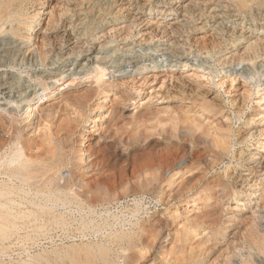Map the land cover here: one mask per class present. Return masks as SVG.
<instances>
[{
    "label": "rangeland",
    "instance_id": "obj_1",
    "mask_svg": "<svg viewBox=\"0 0 264 264\" xmlns=\"http://www.w3.org/2000/svg\"><path fill=\"white\" fill-rule=\"evenodd\" d=\"M16 3L20 6L17 20L12 25H5L6 33H0V57L5 56L4 52L2 53L5 44L12 43V46H7L14 51L22 48L23 52L20 59L19 56L14 60L6 58L3 61L5 66L0 68V77L4 79L0 78V85H3L0 87V117L3 120L6 116L3 121L7 122V125L11 123L17 126L24 140L42 142L48 129L44 124L41 126L38 123L39 108L54 99V102L56 99L58 102V98L63 94H84L94 89L95 84L86 78V74L99 66L109 68L105 80L112 84V88L119 89L122 94L129 96V100L124 101L114 93H110L108 97L104 93H96L82 110L79 108L80 111L78 107L62 103V108L66 110L64 109L63 116L59 117L61 122L58 117L55 121H49L51 125L49 123L48 126L56 132V126L67 121V118H76L79 115V120L75 123L78 129L76 128L74 133L73 148L79 153L94 145V164L99 162L96 164L99 168L95 167L97 172L94 171L85 177L88 182H94L100 177H103L104 181L111 175V184L120 181L123 176L125 180L122 178V181L126 182L127 179L129 183L134 184L136 174L133 172L142 173L140 169L144 166L141 157L149 153L155 156L154 158L157 153L159 156L165 150L164 146L167 147L168 143V146L170 145L163 133L168 130L170 132L173 125L168 123L165 127L158 126L155 123H145L146 119L143 122L141 119L134 121L133 118L138 113L139 117L150 112L158 113L164 108H167L165 113L168 115L175 108L191 106L185 101L180 102L179 95L183 91L187 92L185 94L196 93L199 96L197 100L204 99L224 106L223 115L232 117V122H226V119L222 118L223 115L215 118L210 115H197L203 120L206 131L215 133L217 124L227 123L231 124L233 135L238 134L240 140L245 138L241 143L240 140L233 142L229 157L207 175V179L211 180L213 175L221 174L232 183L240 172L235 161L246 155V152L256 153L260 157L264 155V149L258 146H264V105L260 104L264 97V8L258 5V0H99L95 5L86 0H16ZM22 23H27L29 28L25 29ZM88 26L92 30H89ZM12 28L19 30L11 34ZM214 45L217 46L216 49H212ZM204 46L208 49L201 50ZM253 47L255 56L249 60L244 56L247 54L245 51ZM24 54L25 60L22 62ZM32 58H35L34 64ZM179 78L187 81L186 88L182 91L178 87ZM58 84L66 88L63 93L53 96V91L44 90L45 85ZM140 88H143L144 93L136 99V91ZM162 97L166 99L160 101ZM116 108H119L117 111L120 119L114 123L110 115ZM238 108L243 109L242 115L236 113ZM65 111L69 116L74 114L69 117ZM79 112H82V115ZM10 115L12 118L16 117L15 122L7 120ZM64 116L65 118H62ZM140 132L143 133L142 136L139 135ZM0 136L3 140L7 138L3 133ZM133 136L139 138L140 142L131 143L132 139L134 141V138L131 139ZM87 137L93 140L87 141ZM119 138L121 139L118 140ZM127 139L131 144L126 142ZM108 143L111 144V151ZM102 146L108 150L99 151L104 150ZM188 149L175 153L177 156L164 157L167 162L161 158L168 166H165L161 159L155 161L163 163L154 165L164 167V172L161 171L165 174V178L158 184L157 194L132 193L119 200L113 199L90 212L80 211L73 204L59 208L69 218L78 222L86 221L87 216L94 218L95 224L107 221L109 224L104 230L96 234L88 231L85 237L70 235V231H56L51 233L47 240L26 247L30 249L29 252L19 250L20 247L15 246L14 241L12 245L15 247L11 246L12 249L7 255L0 254V264L26 260L28 255L42 252L43 249L62 248L82 241L98 242L115 230L124 229V225L125 229H128L131 223L137 222L146 223L147 232L144 237L148 239V248L141 247L137 250L138 255L142 256L138 264H243L245 261L264 264V246L259 248L253 243L251 246L247 240L249 233L253 232L257 239L264 241V201L254 199L251 202H242L243 204L240 201V198L246 196L242 194L244 189L247 194L260 192V195L264 192V169L251 168L248 171L250 175L243 177L255 179L256 183H259L258 187L253 186V189L247 190V183L232 184L231 201L228 202L227 198H224L225 194H220V197L210 203L214 205V209L212 206L210 209L216 210L214 218H209L208 221L198 218V221L197 216H201L204 211L202 208L206 205L196 208L187 206L196 189L191 190L188 187L190 190H183V195L176 198L178 201L173 197L175 192L181 191L185 183L191 182L190 179L196 174L200 177L203 175H199L203 173L199 171L202 167H196L200 153L197 158H193L189 154L190 147ZM107 152L109 163L104 156ZM185 153L187 155H184ZM241 153L243 156L239 155ZM102 155L104 157H101ZM189 155L191 157H188ZM176 160L178 163L174 162ZM173 162L177 165L176 169L167 171L172 168L170 165L174 166ZM194 162L196 163L192 164ZM180 166V174L175 175ZM109 171L111 172L108 173ZM64 172L67 177L68 169ZM118 172L123 173L120 176ZM139 178L136 179L139 181ZM196 182L194 181L195 184ZM202 185H198L197 189ZM219 193L222 192H218V195ZM235 199L239 200L240 204ZM135 209H138V212L132 214ZM233 212L238 215L240 221L243 219L240 225L237 219L228 221ZM194 221H201L203 225L197 227L193 225ZM235 223H238L237 226ZM155 230H162L161 235L164 238L156 236ZM121 260L119 262H122Z\"/></svg>",
    "mask_w": 264,
    "mask_h": 264
},
{
    "label": "bare ground",
    "instance_id": "obj_2",
    "mask_svg": "<svg viewBox=\"0 0 264 264\" xmlns=\"http://www.w3.org/2000/svg\"><path fill=\"white\" fill-rule=\"evenodd\" d=\"M86 1H89L93 3L94 5L96 4V2H99V0H86ZM258 5L264 8V0H258ZM19 11H20V6H18V4L16 3V0H0V33L1 34L7 32V30L4 29L5 25L7 24L12 25L17 20ZM91 11L92 10H90V12ZM22 25L24 26L25 29L29 28V25L27 23H22ZM87 28L89 30H92L90 26H88ZM17 30L12 28L10 32L11 34H14V32H17ZM238 39L242 40V38H238ZM11 44H5L3 47L2 53L4 52L5 56L4 58L0 57L1 58L0 68L5 66L3 61L6 58L8 60L9 59L14 60L17 56H19V59L22 56L21 53L23 52V49L19 48L17 51H14L13 48H10L7 46ZM215 46L216 45H214L212 49H216L217 46L216 47ZM207 49L208 47L204 46L202 47L201 50H207ZM256 51L258 52V49ZM245 52H247V54L245 53L244 55L246 58H248L249 60L251 58L254 59L253 57L255 56V47L249 49V51L246 50ZM25 55L26 54H24V58L22 62L25 60ZM33 60H35V58L34 59L32 58V63H33ZM108 69L109 68H106L105 66H99L96 70L86 74V78L91 79L93 81V84H95L94 89H91V90L88 89L90 91H86V93L84 94H73V95L72 94L68 95V93L63 94L62 96L58 98V102H57V99H56V102H54L55 100L54 99L52 100V102H50L46 106L44 107L42 106L41 108H39L38 114H37V118L39 120L38 123L41 126L42 124H44V126H46L45 128L48 129L47 134L44 133L45 135H43L44 139L41 137L43 139L42 142L40 141L41 143L38 142L39 140L36 142H32V141L30 142V141H26L23 139V137L20 135L18 127L10 123V122H15L16 117L12 118L11 115L7 116L8 118L7 120H10V122H8L10 123V125L9 124L7 125V122L3 121L5 120L6 116L3 117L4 118L3 120L0 117V135L1 133L5 134V136L7 135V138L4 140L0 136V254L1 255L8 254L9 250L12 249L11 246L14 245L13 243L14 241H16L15 246L20 247L19 250H24V252H29L28 250L30 249L26 247H32L36 245L38 242H40L41 240H47L48 236H50L51 233L56 232V231L57 232L70 231V235L71 234L73 236L80 235L84 237L86 235V232L88 231L89 232L92 231L95 234L99 233V231L104 230L108 226L109 223L107 221L103 222L102 224H98V223L95 224L94 218L87 216L86 221L81 220L78 222L77 220H73L72 218H69L59 208L60 207L65 208L68 205L73 204L74 206H77L80 211L89 210L90 212L91 210L97 207L105 205L106 203L110 202L113 199L119 200L121 199V197H124V198L128 197L132 193L134 195L136 194H142V195L143 194H146V195L157 194L158 184L161 182L162 179L165 178V174L163 173L164 167L161 166L164 162H167L166 160L167 158L164 159V157L170 158V156L176 155L175 153H178L179 151L183 149H186V151H188L189 147H190L189 154L193 158L195 157L197 158V155L199 156L198 153H200V158L197 161L198 166L196 167H198V169L202 167V170L200 169L199 171L201 172L203 171V173L199 172L200 173L199 175L201 174L203 175L200 177V176H197L196 174V176H194L193 179L192 178L190 179L191 182L187 181L185 183L186 185L183 184L184 186L182 185L183 186L182 190L178 191V193L175 192L176 195H173V197L174 199L180 197L181 195H183L184 191L186 192L188 187H190L191 190L196 189L195 191H193L192 200L190 201L188 200L189 202L187 203V206H189V208H196L198 206L206 205L205 207L202 208L204 211L201 212L200 217H198L199 215L197 216V219L202 218L201 220L205 221L203 220L204 218L208 221L209 218H214L213 216H215L216 210L213 211L210 209L211 206H212V209H214L213 208L214 205H210V203L213 201V199L217 198L218 196L220 197V194L222 195L225 194L224 198L226 197L229 202V200L232 197L231 195L232 193L231 185L232 184L236 185V183H239V182L247 183L246 184L247 190L253 189V186L258 187L259 183H256L255 179H249L248 177L243 178L245 176L250 175L248 171L251 168L253 170H263L264 169V155L260 157L258 156V154L250 152V150H249L250 153L246 152L245 153L246 155L244 156L242 153L239 154V155H242L243 157L239 159L238 161H235V163L237 164V168H239L240 172L238 174L239 175L238 178H236V180H234L232 183L230 182L229 178L226 179L221 174L213 175L211 180H209L210 179L209 177H208L209 179L206 178L207 175H209L215 168H217L220 164H222L226 160L227 157H229L233 142L234 143L239 142L240 139H238L237 137L238 134L233 135L232 126L231 124H227V123L217 124L216 128H214L215 133H213L212 131L211 132L206 131L204 128L205 124H203V120L199 118L200 116L198 117L197 115H201L202 117L210 115L213 118H215L216 116L223 115L225 107L215 104L213 102H209L204 99L197 100V97L199 96L196 93L185 94L187 93L186 91H183V93H180L179 100H181L180 102L185 101L186 104H191V106L189 105L190 107L187 105V107L175 108L173 109V111L171 110L172 113L171 114L168 113V115L165 113L167 111V108H164L163 111H160L158 113L152 114V112H150V113H147L146 115H141L139 117L137 116L139 114L138 113L136 115L137 117L135 116L133 118L134 121L141 119L143 120V122L146 119L147 121L145 123L147 122L150 124L155 123L158 126H161V125L164 126V125H167L168 123H170V125H173V129L171 127L172 130L170 129L171 130L170 132H168L169 130L164 133L161 131L165 135V137L170 141V145L168 146L169 143L167 144V147H165L166 146L165 145L164 146L165 150H163V152L160 153L158 151L160 154L158 156V153H157L156 158H154L155 156H153L149 152H148L149 155H145V157L143 156L141 157L143 158L142 160L144 161L143 163L144 166L140 169V171H142L143 174L138 171L137 173L133 172L136 174L137 179L140 177L139 181L134 177L135 178V179L133 178L134 184L129 183L130 181L128 180L129 181L128 182L127 179H126V182H124L121 180L124 176L120 179L119 175H118V180L120 179V181L116 183L112 182V184L110 181L112 179L110 177L111 175L108 178H106L107 180L105 179L104 181H103V177H100L98 180L96 179L94 182H91V181L88 182V180H85V177L88 176V174L93 173L94 171H96V168H99V166L96 167V164L98 165L99 162L97 161L98 163L96 162V164H94L95 158L93 157L94 154L92 153V148L95 149L94 145H93L94 147L92 146V148H89L88 150L87 149L82 150L79 153L73 148V140H75L74 133L76 132V128L78 129L75 123L78 122L79 119H77V117H79V115L77 114L78 115L77 117L75 115L76 118H67V116L65 115L67 118V121L65 122L62 121L63 123L56 126L55 127L56 130L53 129L56 132H53L48 126V124L50 123L49 122L50 120L53 121L56 117L59 118L62 115V112L65 109V108H62L61 106L62 103L66 104L67 106L78 107V109L81 108L82 110L86 106V104L90 101L92 96L96 93H99V94L104 93L107 97L110 95V93H114L116 94V96H118V98L124 101L129 100V96L127 97V95L122 94L119 91V89L112 88V84H109L105 80L108 75L107 74ZM2 80L4 79L2 78ZM179 81L180 83L179 84L177 83V84H178V87H180L182 91L186 88L185 85H187V81L186 79H183V78H179ZM0 87H3V85H0ZM49 89L54 92L53 96H56L59 93H63L66 88H63V85H60V84L52 85V86H48V85L44 86V90H49ZM136 92H137L136 99L139 98L144 93L143 88H140ZM53 96H49V97H53ZM165 99L166 98L162 97L159 100L161 101ZM261 103H263L264 105V97L261 99L260 104ZM73 109L75 111V108ZM118 109L117 108L113 109L112 115H110V117L114 120V123L115 121H118V119H120L119 118L120 116H118L119 115ZM70 110H71V107H70ZM65 112L67 113V111ZM82 112H79V113H81L82 115ZM76 113L78 112L76 111ZM163 113H165L167 116ZM236 113L239 115H242L243 109L238 108ZM65 116L62 118H65ZM260 116L262 115L260 114ZM9 117H11V119H9ZM222 118H225L226 122H232V119H231L232 117L229 115L227 116L223 115ZM58 120L61 122L60 118ZM58 123H55V124H58ZM183 125H186V126H183ZM164 127L163 129H165ZM137 132H139V130H137ZM134 133L135 132H133V134ZM140 134L141 132L139 133V135ZM142 134L140 136H142ZM139 135H136V136L138 137ZM132 138H134V141ZM120 139L121 138H119L118 140ZM131 139H132L131 143H135L140 140L139 138H136L134 136L131 137ZM243 139L241 138V140ZM91 140L93 139L87 137V141H91ZM241 140H240V143H241ZM143 141L145 142L144 139ZM126 142H128V139ZM109 145L111 144L108 143L107 146L110 147ZM104 146H102L104 150L102 149L99 150L98 147H97L98 149L97 148L96 149L101 152H105V149L107 148V146H105L106 148H104ZM258 146H261V148L264 149V146L262 145H258ZM107 150L108 149H106V151ZM109 151H111V147ZM107 153L108 154L104 153L105 154L104 156L108 161L110 157L108 158L106 157V155H109V152ZM96 154L99 155L100 153H96ZM110 155H112V153ZM184 155H187V154L185 153ZM190 155L188 157H191ZM104 156L102 155L101 157H104ZM117 158L118 156L115 157V160H117ZM161 158L164 159V162L162 161ZM132 159H134V157H132ZM97 160H99V158ZM139 160L141 159L139 158ZM157 160H160L163 163L158 161L160 164L161 163L162 164L160 166L154 165V163L155 164L158 163V162H155ZM239 161H241V163ZM102 162H103V159H102ZM109 162L110 161H108V163ZM115 162L113 163L115 164ZM174 162H177V160ZM195 163L196 162L192 164H195ZM165 166H168V165L165 164ZM170 166H172V168L167 171H174L176 169L175 166L177 167L175 163H174V166L173 165H170ZM65 169H68L69 175L67 177H65V172H64ZM180 169H181V166L180 168H178V170H176L177 173L175 175L180 174L181 172ZM110 172L111 171H109L108 173ZM118 173L120 174V172ZM225 173L227 174V171H225ZM115 174L114 176H116ZM137 174L139 175V177H137L138 176ZM172 178L173 176L171 177V179ZM123 180L125 179L123 178ZM194 181H197L196 184L194 183ZM191 183H194V184L191 185ZM200 184L201 185L203 184V185L199 189H197L198 185ZM187 185H190V186H187ZM190 188H188V190H190ZM234 188L235 187H233V189ZM242 191H244L242 192V194L243 195L246 194V196H244V198H240L241 203L245 201L251 202L254 199H257L256 201H260V202L264 201V192L259 195L260 192L259 193L254 192V193L247 194V192H245V189ZM218 192H222V193H219L218 195ZM242 194H241V197H243ZM235 200L237 203L240 202L237 199ZM137 212H138V209L137 210L135 209L132 211V214H135ZM232 214H233L231 215L232 217H230L229 218L230 220L228 221L231 222L237 219V222L240 225V222L243 219H241L240 221V219L237 218L238 215L236 213L233 212ZM238 223H235V226H237L236 224ZM201 224L203 225L201 221L200 222L194 221L193 225H196L197 227H199ZM123 228L124 229L121 228V230H115L113 233L109 234L104 240H101V241L98 240V242L89 241L85 243L82 241L81 243H77V244L74 243L68 246L66 245L62 248L58 247L52 250L43 249L42 252L28 255L26 260L20 259L18 262H12L10 264H138L142 256L138 255L137 250L141 247H147L148 239L144 237L146 236V232H147L146 223L145 224L143 222L131 223L130 228L125 229L126 228L125 225ZM155 231H156L155 232L156 236H162L161 235L163 232L162 230H159V231L155 230ZM249 234H250L249 237L247 236L249 239L247 238L246 239L248 240V243L251 246H252V243L255 244L256 247H259V248H262L264 246V241L262 239L261 240L257 239L253 232H250ZM212 235H214L213 231H212ZM140 251L141 250H139V253ZM120 259H122L121 260L122 262H119ZM243 264H252V262L245 261Z\"/></svg>",
    "mask_w": 264,
    "mask_h": 264
}]
</instances>
